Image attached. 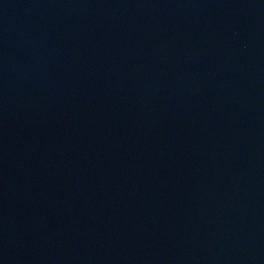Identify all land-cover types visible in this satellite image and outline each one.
<instances>
[{
    "label": "water",
    "instance_id": "95a60500",
    "mask_svg": "<svg viewBox=\"0 0 264 264\" xmlns=\"http://www.w3.org/2000/svg\"><path fill=\"white\" fill-rule=\"evenodd\" d=\"M0 264H264V0H0Z\"/></svg>",
    "mask_w": 264,
    "mask_h": 264
}]
</instances>
